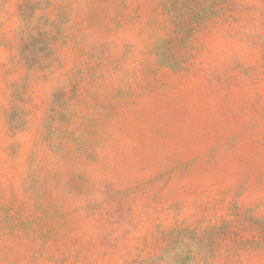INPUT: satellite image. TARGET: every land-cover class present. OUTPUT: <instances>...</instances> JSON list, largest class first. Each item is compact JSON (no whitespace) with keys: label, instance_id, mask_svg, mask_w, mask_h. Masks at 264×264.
Returning a JSON list of instances; mask_svg holds the SVG:
<instances>
[{"label":"rangeland","instance_id":"obj_1","mask_svg":"<svg viewBox=\"0 0 264 264\" xmlns=\"http://www.w3.org/2000/svg\"><path fill=\"white\" fill-rule=\"evenodd\" d=\"M0 264H264V0H0Z\"/></svg>","mask_w":264,"mask_h":264}]
</instances>
